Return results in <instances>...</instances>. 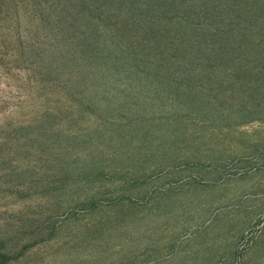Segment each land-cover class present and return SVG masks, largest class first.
<instances>
[{"label": "rangeland", "instance_id": "1", "mask_svg": "<svg viewBox=\"0 0 264 264\" xmlns=\"http://www.w3.org/2000/svg\"><path fill=\"white\" fill-rule=\"evenodd\" d=\"M232 1L142 63L93 0H0V264H264V0Z\"/></svg>", "mask_w": 264, "mask_h": 264}, {"label": "trees", "instance_id": "2", "mask_svg": "<svg viewBox=\"0 0 264 264\" xmlns=\"http://www.w3.org/2000/svg\"><path fill=\"white\" fill-rule=\"evenodd\" d=\"M93 1L98 3L95 12H100L109 22L111 29L119 37L118 41L124 38L127 42L128 48L126 50L121 48L122 52L142 63L146 62V56L149 54L165 53V49L175 51L177 42L182 37H187L192 47L210 39L229 41L234 36L235 20L228 12H234L240 7L232 5V0L225 2L229 3L227 5L229 11L221 9L222 3L219 4L216 0ZM184 13L185 21L179 22L171 18L174 14ZM204 19L209 23L203 22ZM190 21L197 26L189 27ZM182 22L187 24L184 25Z\"/></svg>", "mask_w": 264, "mask_h": 264}]
</instances>
